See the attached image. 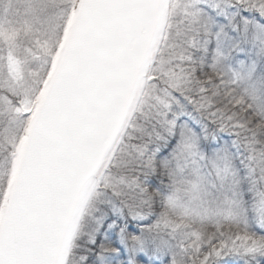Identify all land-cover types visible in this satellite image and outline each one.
Listing matches in <instances>:
<instances>
[{"label": "snow or ice", "instance_id": "snow-or-ice-1", "mask_svg": "<svg viewBox=\"0 0 264 264\" xmlns=\"http://www.w3.org/2000/svg\"><path fill=\"white\" fill-rule=\"evenodd\" d=\"M0 264H264V0H0Z\"/></svg>", "mask_w": 264, "mask_h": 264}]
</instances>
